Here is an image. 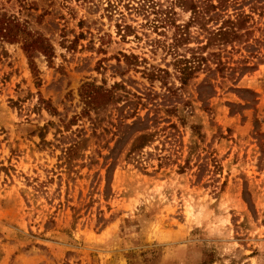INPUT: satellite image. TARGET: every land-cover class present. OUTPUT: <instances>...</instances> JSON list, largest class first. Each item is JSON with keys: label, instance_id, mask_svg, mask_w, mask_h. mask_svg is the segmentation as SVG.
<instances>
[{"label": "rangeland", "instance_id": "374dc122", "mask_svg": "<svg viewBox=\"0 0 264 264\" xmlns=\"http://www.w3.org/2000/svg\"><path fill=\"white\" fill-rule=\"evenodd\" d=\"M178 1L121 37L107 0H0V264H264V49ZM115 83L130 100L80 97Z\"/></svg>", "mask_w": 264, "mask_h": 264}, {"label": "trees", "instance_id": "16d2710c", "mask_svg": "<svg viewBox=\"0 0 264 264\" xmlns=\"http://www.w3.org/2000/svg\"><path fill=\"white\" fill-rule=\"evenodd\" d=\"M81 2H88L89 0H76ZM209 4V19L214 22L211 29H207V39L212 40L220 48L230 46L234 49L238 45L247 46L251 48L252 45H260L264 49V0H205ZM178 0H107L105 9L109 15L117 14L115 26L121 37L133 34L135 36L134 27L127 23L126 15H141L145 25L151 27L157 35H161L163 24V17L171 13L176 5H179ZM30 5V4H29ZM144 24V23H143ZM19 27L17 19L0 17V33L3 37L18 36V32L12 34L13 27ZM258 32L259 36L255 37ZM25 51L31 54L34 42L40 40L33 38V40L24 39ZM41 41V40H40ZM42 46V42L39 43ZM41 48V47H40ZM254 50L256 55L258 49ZM252 54V52L250 53ZM136 58L134 55H124V58ZM199 65H184L180 68L179 79L181 83H185L187 78L199 68ZM248 68V66H247ZM158 71H162L158 69ZM154 72L146 73L149 78H152ZM118 83L110 89H104L102 86L86 84L82 87L80 97L84 100L86 105L91 103L103 102L100 106L106 104L118 103L121 98L130 100L126 94L115 93L113 90ZM139 103L142 98L139 95L133 94ZM144 104V103H143ZM150 133L145 131H138L133 137L134 149H142L150 143Z\"/></svg>", "mask_w": 264, "mask_h": 264}]
</instances>
